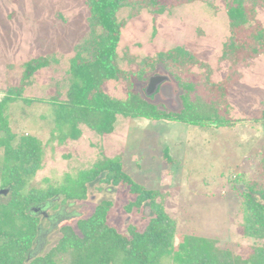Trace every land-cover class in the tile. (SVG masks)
<instances>
[{
	"label": "rangeland",
	"instance_id": "rangeland-1",
	"mask_svg": "<svg viewBox=\"0 0 264 264\" xmlns=\"http://www.w3.org/2000/svg\"><path fill=\"white\" fill-rule=\"evenodd\" d=\"M86 1L0 0V100L9 87L21 84L27 60L53 56L49 67L24 84L23 96L30 101L19 99L7 110L9 126L18 135L16 140L21 135H34L44 145L42 166L26 190L66 186L69 176L76 178L80 170L100 163L102 158L121 156L125 171L137 182L167 196L165 209L176 221L178 234L203 236L235 256L251 258L254 249L264 246V237L245 232L242 191L255 180L264 185V121L248 119L257 115L259 102L264 99V54L237 65L224 56L230 24L222 0H216L213 7L194 0L166 9L122 8L118 16L125 22L118 47L121 67L133 71L147 56L182 48L205 63L213 81L228 80L227 104L220 105L218 111L241 120L217 127L118 116L109 134L100 135L82 126L79 138L59 142L51 139L57 128L50 99L58 94V86L60 98L65 97L68 68L76 59L75 45L89 30ZM254 17L264 26V8L256 6ZM191 67L192 76L201 79L205 67ZM158 68L155 72L169 76L162 64ZM148 81H135V90L167 111L181 109L182 90L174 77L164 81L152 98L144 91ZM105 88L112 96H125L124 81L109 82ZM166 147L175 159L173 164L164 159ZM2 156L0 147V168ZM2 190L0 201L7 198ZM134 197L126 184L98 182L90 184L84 200L62 203L58 198L49 205L34 206L42 230L40 242L34 246L36 254L56 244L62 225H75L103 199L113 203L110 225L123 233H128L130 224L144 229L149 221L147 207L127 210ZM67 262L64 256L57 264ZM162 264L171 261L166 258Z\"/></svg>",
	"mask_w": 264,
	"mask_h": 264
},
{
	"label": "trees",
	"instance_id": "trees-1",
	"mask_svg": "<svg viewBox=\"0 0 264 264\" xmlns=\"http://www.w3.org/2000/svg\"><path fill=\"white\" fill-rule=\"evenodd\" d=\"M194 0H87L88 34L75 45L76 59L68 68L67 84L60 86L50 101L54 109L56 133L51 139L63 142L81 136L82 126L100 135L111 133L118 116L167 119L189 125L233 124L230 115L218 111L227 104L228 80L213 81L205 63L182 48L159 51L140 60L133 71L121 67L118 47L125 22L119 20L122 8L135 10L152 7L166 9L182 2ZM215 6L216 0H199ZM229 18L230 37L223 52L234 64H246L264 54V26L255 20L256 6L264 8V0H222ZM252 12V13H251ZM52 55H38L24 63L21 84L7 89L0 100V147L3 156L0 168V189L7 198L0 201V264H57L66 256L67 264H264V246L253 251V256L242 259L229 250L220 249L214 240L194 235L178 234L176 221L165 209L167 196L158 189L147 188L125 171L122 157L102 158L100 163L82 169L75 177L69 176L66 186L50 185L47 188L26 186L42 166L43 142L34 135H21L9 126L7 110L10 104L23 96L28 84L41 69L52 64ZM55 59V58H54ZM174 77L182 90V107L167 111L146 99L135 90L137 80L147 81L159 65ZM205 67L200 78L190 68ZM192 76V77H191ZM124 81L125 96H112L106 91L109 82ZM202 93V94H201ZM257 115L251 121H264V99L259 102ZM164 159L173 164L168 147ZM264 167V155L262 156ZM108 185L126 184L135 197L127 205L147 207L149 221L144 229L128 225L123 233L108 222L111 200L103 199L86 217H79L75 225L60 227L56 244L45 253L36 254L34 246L40 240L41 221L32 209L36 205H49L62 198V203L84 200L93 183ZM255 180L248 183L243 195L245 232L249 236L264 237V185ZM58 205H54L57 207ZM40 242V241H39Z\"/></svg>",
	"mask_w": 264,
	"mask_h": 264
},
{
	"label": "water",
	"instance_id": "water-1",
	"mask_svg": "<svg viewBox=\"0 0 264 264\" xmlns=\"http://www.w3.org/2000/svg\"><path fill=\"white\" fill-rule=\"evenodd\" d=\"M169 79L170 77L168 75H162L160 73H155L150 76L147 86L144 89L146 96L152 98L155 93L159 90L161 84ZM2 191L5 192V189H3Z\"/></svg>",
	"mask_w": 264,
	"mask_h": 264
},
{
	"label": "flooded vegetation",
	"instance_id": "flooded-vegetation-1",
	"mask_svg": "<svg viewBox=\"0 0 264 264\" xmlns=\"http://www.w3.org/2000/svg\"><path fill=\"white\" fill-rule=\"evenodd\" d=\"M40 236H41V234H40Z\"/></svg>",
	"mask_w": 264,
	"mask_h": 264
},
{
	"label": "crops",
	"instance_id": "crops-1",
	"mask_svg": "<svg viewBox=\"0 0 264 264\" xmlns=\"http://www.w3.org/2000/svg\"><path fill=\"white\" fill-rule=\"evenodd\" d=\"M151 120V119H150Z\"/></svg>",
	"mask_w": 264,
	"mask_h": 264
}]
</instances>
